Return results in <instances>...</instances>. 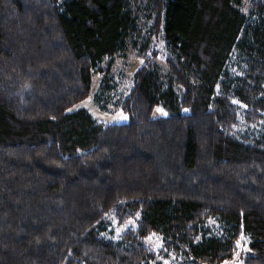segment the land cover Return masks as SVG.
Wrapping results in <instances>:
<instances>
[{
    "label": "trees",
    "instance_id": "16d2710c",
    "mask_svg": "<svg viewBox=\"0 0 264 264\" xmlns=\"http://www.w3.org/2000/svg\"><path fill=\"white\" fill-rule=\"evenodd\" d=\"M97 74L128 121L72 109ZM243 234L264 264V0H0V264H223Z\"/></svg>",
    "mask_w": 264,
    "mask_h": 264
},
{
    "label": "rangeland",
    "instance_id": "374dc122",
    "mask_svg": "<svg viewBox=\"0 0 264 264\" xmlns=\"http://www.w3.org/2000/svg\"><path fill=\"white\" fill-rule=\"evenodd\" d=\"M142 61L137 58L133 53H129L126 60L117 59L114 63V68H125L127 74V80L132 76L136 69L141 65ZM125 66V67H124ZM106 67V65H105ZM101 81V75L97 74L94 78L93 90L91 95L85 100L76 104L72 109L86 108L90 111L97 119L104 123H123L129 120L128 114L124 111L118 109L113 104L106 105V108L100 106L95 101V93ZM159 114H166L164 109L160 106H157L153 112L154 116ZM134 225V220L130 219L121 226L117 228L115 235H118L121 231L125 230L129 226ZM147 242L156 250L160 248V238L156 236H151L147 239ZM248 252V238L243 234L238 240V250L235 254L234 259L224 262L223 264H242V259L244 255ZM165 264H168L167 261H164Z\"/></svg>",
    "mask_w": 264,
    "mask_h": 264
}]
</instances>
